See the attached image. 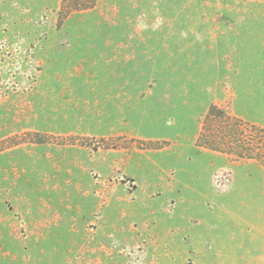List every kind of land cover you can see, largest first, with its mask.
Returning a JSON list of instances; mask_svg holds the SVG:
<instances>
[{
	"label": "rangeland",
	"instance_id": "obj_1",
	"mask_svg": "<svg viewBox=\"0 0 264 264\" xmlns=\"http://www.w3.org/2000/svg\"><path fill=\"white\" fill-rule=\"evenodd\" d=\"M60 3L0 0V264H264V166L197 144L264 127V0Z\"/></svg>",
	"mask_w": 264,
	"mask_h": 264
},
{
	"label": "trees",
	"instance_id": "obj_2",
	"mask_svg": "<svg viewBox=\"0 0 264 264\" xmlns=\"http://www.w3.org/2000/svg\"><path fill=\"white\" fill-rule=\"evenodd\" d=\"M98 0H61L59 15L62 19L75 11L94 8ZM36 134L39 133H27ZM14 138L7 139L12 142ZM43 142L40 137L31 139ZM25 142V141H24ZM21 142L15 141L13 145ZM197 144L213 151L223 152L235 160H257L264 166V127L232 114L224 107L211 104L204 116L203 129Z\"/></svg>",
	"mask_w": 264,
	"mask_h": 264
},
{
	"label": "built area",
	"instance_id": "obj_3",
	"mask_svg": "<svg viewBox=\"0 0 264 264\" xmlns=\"http://www.w3.org/2000/svg\"><path fill=\"white\" fill-rule=\"evenodd\" d=\"M214 181L218 187L223 188L231 181L230 173L227 171H220L217 175H215Z\"/></svg>",
	"mask_w": 264,
	"mask_h": 264
}]
</instances>
